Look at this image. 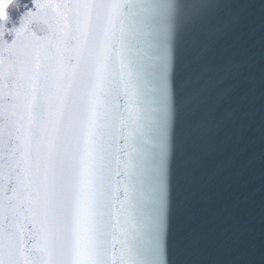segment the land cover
I'll return each instance as SVG.
<instances>
[{
	"label": "snow or ice",
	"instance_id": "obj_1",
	"mask_svg": "<svg viewBox=\"0 0 264 264\" xmlns=\"http://www.w3.org/2000/svg\"><path fill=\"white\" fill-rule=\"evenodd\" d=\"M250 2L33 0L11 43L0 24V264H171L173 162L233 118L209 93L239 70L184 63L183 34Z\"/></svg>",
	"mask_w": 264,
	"mask_h": 264
},
{
	"label": "water",
	"instance_id": "obj_2",
	"mask_svg": "<svg viewBox=\"0 0 264 264\" xmlns=\"http://www.w3.org/2000/svg\"><path fill=\"white\" fill-rule=\"evenodd\" d=\"M243 8H225L183 34L184 63L198 58L213 75L232 59L239 70L209 93L235 106L233 118L186 144L173 162L171 264H264V7L251 0ZM29 10L33 0L9 5L0 20L6 42ZM30 27L42 34V25Z\"/></svg>",
	"mask_w": 264,
	"mask_h": 264
},
{
	"label": "clouds",
	"instance_id": "obj_3",
	"mask_svg": "<svg viewBox=\"0 0 264 264\" xmlns=\"http://www.w3.org/2000/svg\"><path fill=\"white\" fill-rule=\"evenodd\" d=\"M17 2V0H12V4H15ZM0 24H2V23H0Z\"/></svg>",
	"mask_w": 264,
	"mask_h": 264
}]
</instances>
